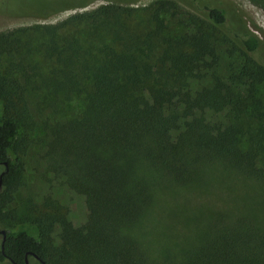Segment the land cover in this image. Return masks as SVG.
Wrapping results in <instances>:
<instances>
[{"label": "trees", "instance_id": "obj_1", "mask_svg": "<svg viewBox=\"0 0 264 264\" xmlns=\"http://www.w3.org/2000/svg\"><path fill=\"white\" fill-rule=\"evenodd\" d=\"M107 1L34 28L40 87L78 100L46 162L84 197L83 225L54 201L3 212L26 139L0 76V264H264V40L221 0Z\"/></svg>", "mask_w": 264, "mask_h": 264}, {"label": "rangeland", "instance_id": "obj_2", "mask_svg": "<svg viewBox=\"0 0 264 264\" xmlns=\"http://www.w3.org/2000/svg\"><path fill=\"white\" fill-rule=\"evenodd\" d=\"M91 0H0V76L6 80L14 103V114L18 113L22 122L21 132L25 137L23 154L25 172L22 186L17 190L12 203L4 213L19 214L21 210L41 209L46 201H54L66 209L70 221L81 226L87 218L84 197L70 190L61 175L47 170L46 152L51 137L52 126L66 119L78 108V100L64 101L55 99L44 87H40L39 69L42 76L47 68L44 59L39 63L36 53L38 37L35 27L57 26L76 15L91 12L107 0H93L83 8L75 7ZM175 2L186 13L195 12L179 0H138L134 4L122 5L131 9H147L155 2ZM227 8L235 9L248 28L261 40H264V8L249 0H221ZM38 3V5H36ZM51 12V13H50ZM42 13H47L45 17ZM134 14V13H133ZM135 21L149 22L147 13H138ZM164 22L172 26L175 19L170 14L163 16ZM182 26H178L179 35ZM33 40L27 46V41ZM39 87V88H38ZM33 204V207L30 204ZM2 226L0 225V230Z\"/></svg>", "mask_w": 264, "mask_h": 264}, {"label": "water", "instance_id": "obj_3", "mask_svg": "<svg viewBox=\"0 0 264 264\" xmlns=\"http://www.w3.org/2000/svg\"><path fill=\"white\" fill-rule=\"evenodd\" d=\"M1 184H2V174L0 175V190H1ZM0 235L3 236V241H2V243H3L4 240H5V231H4V230H1V231H0ZM1 249H3V244H1ZM33 257H34L36 260H38V262H39L40 264H44V262L41 261L36 255H33ZM25 264H27V260H26V263H25Z\"/></svg>", "mask_w": 264, "mask_h": 264}, {"label": "flooded vegetation", "instance_id": "obj_4", "mask_svg": "<svg viewBox=\"0 0 264 264\" xmlns=\"http://www.w3.org/2000/svg\"><path fill=\"white\" fill-rule=\"evenodd\" d=\"M1 231V230H0ZM2 241H3V236L2 235H0V243H2ZM1 245V244H0ZM28 264V263H27Z\"/></svg>", "mask_w": 264, "mask_h": 264}]
</instances>
